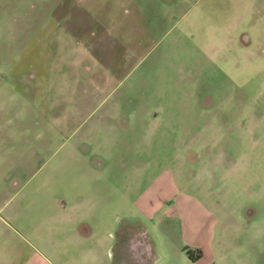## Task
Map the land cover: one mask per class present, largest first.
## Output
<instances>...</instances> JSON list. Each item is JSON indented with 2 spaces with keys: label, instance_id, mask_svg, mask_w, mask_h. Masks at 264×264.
Wrapping results in <instances>:
<instances>
[{
  "label": "rangeland",
  "instance_id": "1",
  "mask_svg": "<svg viewBox=\"0 0 264 264\" xmlns=\"http://www.w3.org/2000/svg\"><path fill=\"white\" fill-rule=\"evenodd\" d=\"M128 215L150 264H264V0H0V264H112Z\"/></svg>",
  "mask_w": 264,
  "mask_h": 264
},
{
  "label": "crops",
  "instance_id": "2",
  "mask_svg": "<svg viewBox=\"0 0 264 264\" xmlns=\"http://www.w3.org/2000/svg\"><path fill=\"white\" fill-rule=\"evenodd\" d=\"M82 143H84V142H82ZM104 196H101L100 199H98L96 197L97 200H93L91 203H89L90 201H88V199H87V202H83L82 203L83 205L86 204L85 208L83 209V212H81V214L77 218H75L74 223L70 222V224H75V227H70L72 230L71 229L69 230V231H72L73 239L75 241H80L82 243V245L84 243L93 244L94 242L98 241V240H96V241L94 240L95 239L94 236L96 235L95 231H96V226H97L96 222L97 221L93 220V217H94L95 213H98L99 210L103 209L104 202H103V200L101 201V199ZM187 197L188 196L185 195L183 198L179 199V201L177 202V205H176V207L179 210V212L183 213L184 215H187V213H186L187 206L186 205L189 202ZM138 204H139V207L144 210L145 215L154 216L156 214H159V216H160V212H161L162 209H164L166 202L160 201V203L157 204L155 207H151L150 208V206H149L147 208L145 205H142V203H139V201L137 202V199L134 200V205H138ZM123 220H124L123 223L124 222L128 223L130 221H138V222L142 223L143 228L145 229V232L147 233V236L149 237L150 242H151L152 254L156 256V248L154 246V242H153V239H152V232H151L150 226H148L147 223L141 221L139 218H137L135 216H131V215L126 216V218H124ZM158 221H159V224H160V217H159ZM63 224H65V223H63ZM121 224L122 223L119 222L118 226L115 228V230H114V232L112 234V240L113 241L109 244V247H111V252H110L111 259H112V256H113L114 245L117 242V234H116V232L118 231L119 226ZM58 231H60V230H58ZM96 244L97 245H96L95 249L92 250V254H93L92 256L95 259H97V257H99V256L100 257L103 256V250L100 249V247H98V245H99L98 242H96ZM99 251H100V253H99ZM88 252L89 251L87 249L84 250V253L88 254ZM157 256H158V254H157ZM1 260H3V259H1ZM13 260L14 259H12V258L8 259V261H11V262Z\"/></svg>",
  "mask_w": 264,
  "mask_h": 264
},
{
  "label": "flooded vegetation",
  "instance_id": "3",
  "mask_svg": "<svg viewBox=\"0 0 264 264\" xmlns=\"http://www.w3.org/2000/svg\"><path fill=\"white\" fill-rule=\"evenodd\" d=\"M112 264H150L151 242L142 223L130 221L119 226Z\"/></svg>",
  "mask_w": 264,
  "mask_h": 264
},
{
  "label": "trees",
  "instance_id": "4",
  "mask_svg": "<svg viewBox=\"0 0 264 264\" xmlns=\"http://www.w3.org/2000/svg\"><path fill=\"white\" fill-rule=\"evenodd\" d=\"M186 250L190 256V259L193 261H196L197 259H199L202 256V250L199 248H197L195 250H192V249H186Z\"/></svg>",
  "mask_w": 264,
  "mask_h": 264
}]
</instances>
